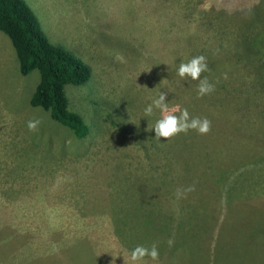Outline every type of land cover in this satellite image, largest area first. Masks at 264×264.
I'll return each instance as SVG.
<instances>
[{"label":"rangeland","instance_id":"374dc122","mask_svg":"<svg viewBox=\"0 0 264 264\" xmlns=\"http://www.w3.org/2000/svg\"><path fill=\"white\" fill-rule=\"evenodd\" d=\"M25 1L91 68L65 86L89 133L30 104L39 71L20 73L0 31V264H111L102 236L115 255L152 240L179 264H264V0ZM200 55L214 85L203 97L177 75ZM161 93L211 131L156 140L160 111L144 109ZM146 208L157 222L140 227Z\"/></svg>","mask_w":264,"mask_h":264},{"label":"trees","instance_id":"16d2710c","mask_svg":"<svg viewBox=\"0 0 264 264\" xmlns=\"http://www.w3.org/2000/svg\"><path fill=\"white\" fill-rule=\"evenodd\" d=\"M0 31L9 37L14 47L20 73L26 75L33 69L39 71V81L31 94L30 104L48 111L54 120L68 127L76 137H85L89 133L88 125L79 113L69 108L65 86L79 85L89 80L92 75L90 66L72 51L49 40L37 16L25 0H0ZM214 174L219 175L220 169L214 170ZM148 212L149 208L141 211L144 225L140 227L157 222L156 219H151L152 214L149 216ZM159 216L162 217L163 223H168L165 214ZM187 222L181 220V224L186 225ZM148 237L151 239L150 234ZM101 239L104 242L102 250L105 253L110 250V253L115 255L113 249L118 246L116 242L108 237L102 236ZM110 242H114L115 245L110 246ZM153 243L155 241L150 240L143 246L150 248ZM165 243L167 242L156 243L158 250L159 246ZM120 249L117 250L118 254L122 253ZM161 258L165 264H179L177 257H159L156 261L145 259L150 264H159ZM116 259V263L121 262L118 260L121 259V255ZM218 261L219 259L215 260Z\"/></svg>","mask_w":264,"mask_h":264},{"label":"clouds","instance_id":"9594fccd","mask_svg":"<svg viewBox=\"0 0 264 264\" xmlns=\"http://www.w3.org/2000/svg\"><path fill=\"white\" fill-rule=\"evenodd\" d=\"M205 10H209L211 7L210 2H206L202 6ZM219 10V9H218ZM117 61L123 62L124 58L122 56L116 57ZM208 70V65L206 63V57L203 55L193 57L187 63H181L177 69V75L184 80L199 81L197 85V95L198 97H203L214 91V85L209 83L207 77L201 79L202 73ZM227 78L225 74V79ZM154 109L160 111V118L156 121L154 126H148V130H154L155 139L169 140L180 133H187L189 130H195L201 135H205L211 131V121L206 117L201 119L199 117L192 118L187 109L181 110L177 107H169L166 100V93H161L158 98L153 99L144 109V117H150ZM176 113H179L177 115ZM40 124L39 120H29L27 122L28 130L35 132L38 130ZM195 190V186H189L186 189H177V198L185 197L187 192ZM173 240L169 239L168 244L171 246ZM124 258V264H147L145 258H150L153 261L159 259L158 245L153 243L151 247H146L143 245L135 247L130 255L122 253ZM113 255V254H112ZM118 255H113L111 264H116V257Z\"/></svg>","mask_w":264,"mask_h":264},{"label":"crops","instance_id":"0c3cea01","mask_svg":"<svg viewBox=\"0 0 264 264\" xmlns=\"http://www.w3.org/2000/svg\"><path fill=\"white\" fill-rule=\"evenodd\" d=\"M127 4V3H126ZM121 6V5H120ZM118 7V5H116L115 7H112V8H117Z\"/></svg>","mask_w":264,"mask_h":264}]
</instances>
